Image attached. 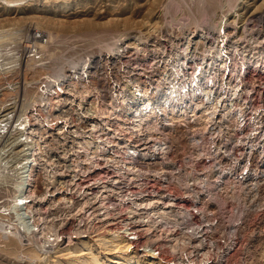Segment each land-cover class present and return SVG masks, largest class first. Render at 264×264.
I'll return each mask as SVG.
<instances>
[{
    "label": "rangeland",
    "instance_id": "374dc122",
    "mask_svg": "<svg viewBox=\"0 0 264 264\" xmlns=\"http://www.w3.org/2000/svg\"><path fill=\"white\" fill-rule=\"evenodd\" d=\"M37 34L42 35L41 40L35 38ZM263 51L264 0H0V230L3 231H0V264H70L68 257L72 253L60 248L68 244L70 252L73 251L81 233L84 239L89 237L90 240L94 228L103 223L98 215L109 213L101 212L106 204L94 195L98 189L92 183L100 176L86 173L92 161L80 163L78 154L82 153V149L78 145L96 143L107 137L108 109L115 118L124 117L126 120L122 111H129L127 103L134 100L139 90L153 93L156 89L167 87L153 90L140 84L133 87L127 82L129 78L145 82L146 77H151L156 81L170 65L180 67L182 62L186 69L191 67V63L196 65L194 68L200 66L202 77L213 68L215 73L224 72L228 62H235L234 66L238 65L233 72L234 82L239 77L236 74L239 68L250 69H246L250 73L248 85L241 79L242 92L240 85L235 84L229 100L224 101H221L223 96L220 92L208 88L209 78L204 77L207 83L196 101L199 105L212 106L213 110L207 113L196 110L180 118L182 121L175 131L168 132V136L171 142L178 140L181 144H188L191 129L197 132L194 143L199 165L190 177L194 178L193 192L202 196V206L208 208L209 215L205 212L206 217L215 224L214 229L208 232V241L214 246L228 239L233 241L228 264H264V174L254 182L230 183L223 189L214 190L212 182L219 175L218 167L200 165V157H197L201 149L197 148V144L205 146L214 140L221 143L219 128L207 127L215 122V116L221 109L230 111L228 101L234 100L236 95L240 96L239 92L246 95V98L243 96L240 99L243 109H246L255 92L254 104L258 106L252 126L259 131L260 140L264 143ZM219 54L223 60H218ZM107 55L111 57L108 66L101 63L94 75L99 84L85 87L76 74H80L83 64L92 57L103 59ZM230 55H233L232 58ZM177 67L174 69H179ZM184 71L176 72L177 76ZM177 76L173 80H180ZM44 78H60V89L68 93L58 95L53 91L51 100L41 103L40 82ZM193 80L189 83L191 86ZM112 82L119 83L116 86L119 90L115 89L113 94L109 88ZM47 85L44 89H53ZM46 90L43 93L47 95ZM110 94L119 101L118 104L107 103L105 98ZM123 97L128 102H124ZM81 113L90 117L83 118ZM202 114L205 117L203 120L199 117ZM234 114H237V121L246 123L241 108ZM191 115L199 122L195 123L199 124L197 127L183 121L190 119ZM250 120L246 126H251ZM61 122L76 132L58 133L55 129ZM92 122L97 123L98 131L89 136L84 132ZM57 128L61 131L64 125ZM31 135L37 138V150L29 148L30 144L33 145ZM261 151L264 153V150ZM34 161H37V166L33 172ZM24 171L25 175H31L27 180L28 192L32 193L27 204H22L16 211L15 195ZM255 171L253 174L257 176ZM99 182L97 180V185ZM102 183L103 187L111 184V179ZM82 187L84 194L78 196ZM47 191L54 194H47ZM93 200L99 201L98 207L102 208L98 211L97 207L95 226L87 232L80 230L78 235L76 232L93 219L97 206ZM189 203L183 205L189 206ZM108 215L110 218L103 217L111 223V214ZM20 216L23 219H19ZM195 220L201 223L202 217L197 216ZM36 224L42 229L38 243L31 240L30 233L26 231ZM156 237L155 234L150 235L147 241H154ZM145 245L150 244L147 242ZM214 246L211 248L213 258L217 256ZM103 259L107 260L106 257ZM141 260L142 264L148 262L146 257ZM157 263L164 264L161 261ZM181 263L185 264L182 260Z\"/></svg>",
    "mask_w": 264,
    "mask_h": 264
},
{
    "label": "built area",
    "instance_id": "2783aa9c",
    "mask_svg": "<svg viewBox=\"0 0 264 264\" xmlns=\"http://www.w3.org/2000/svg\"><path fill=\"white\" fill-rule=\"evenodd\" d=\"M35 38L41 40L42 35L37 34ZM110 60L111 57L108 55L103 59L92 57L91 60L83 64L79 70L80 74L76 75L81 78L85 87L89 84L91 86L99 84L94 75L97 74V69L101 63L108 66ZM234 63L228 62L223 73L221 71L215 73L216 69L214 68L205 75V78H209L208 88H214L222 94L221 101L226 100L232 94V87L235 84L240 85L239 90L242 92L241 79L245 80L243 83L248 85L247 80L250 73L246 72V69L249 68L245 67L238 69L236 74L239 77L234 82L233 72L238 65L234 66ZM239 64H242V62ZM194 66L196 65L191 63V67L187 71L184 63L178 67L179 69H174L177 66L173 67L171 65L161 74L159 80L155 81L151 77H146L145 82H136L134 79L129 78L127 82L131 83L133 87L140 84L150 88V90L168 84H172L177 88L179 85H188L200 74V66L197 68H194ZM181 69L185 71L178 74L180 80L178 78L173 80L177 76L176 72L181 71ZM59 82H62L60 78H44L40 82L41 103L49 102L53 91L54 94L58 95L68 93V91L64 92L60 89ZM47 84L53 86V89H50L46 95L43 93V89L46 88ZM118 85V82H112L110 87V91L112 88V94ZM240 92V96L236 95L233 97L234 100L228 101L230 111L226 112L221 109L219 114L216 115L215 122L207 127L211 129L214 127L219 128V133L222 136L221 143L214 140L205 146L197 144V148H201L200 153L197 154V157H200V165L218 167L219 175L212 182L214 190L215 188L223 189L230 183L254 182L261 179L262 174H264V159L262 160L264 153L261 151V149L264 150V143L260 140L259 131L252 126L257 107L254 104L255 99H253L255 92L253 91L254 95L246 109H243L240 101L243 96L246 98V95H242ZM105 99L108 100L107 103H119L111 94ZM239 108L244 111L246 123L242 120L237 121L235 118L234 111ZM107 111L109 113L108 124L105 128L107 137L96 143L79 144L78 147H81L82 153L80 152L78 156L81 159V164L90 159L92 161V165L87 168L86 173L93 177L100 176V178H94L92 183L94 188L98 189V192L94 195H97L100 200L103 199L107 205L101 212L111 214V228H121L120 231L124 229L127 232L135 233L134 245L135 249H138L140 258L150 259V256L143 249V245L148 242L151 246H154L156 253L162 258L156 259V261H161L164 264H181V260L185 264H228L234 243L231 239H228L221 243L218 242V245L214 246L208 241V232L214 229L215 224L212 223L213 220L206 217L205 212L208 208L202 206V196L196 192L194 193L192 189L194 178H191L190 175L193 174L195 167L199 165L195 157L196 145L194 143L197 132L191 129L188 144H181L178 140L171 142L168 132L175 131L178 123L182 120L166 119L165 116L159 115L154 117L151 124L145 127L142 132H139L127 125V120H124V118H115L112 111L110 112L109 109ZM228 113L229 115H226ZM91 115L96 116L95 114ZM81 116L83 118L90 117L84 113H81ZM248 119H251V126H246L249 122ZM183 121L193 127L199 125L195 124L198 121H195L194 116H191L190 119H183ZM96 124L95 122L90 123L84 133L89 136L95 134L98 131ZM58 125H64V129L58 130ZM57 127L55 130L58 133L76 132L68 127L66 128L64 122L57 123ZM26 164L28 165V163ZM128 164H133L134 167L129 168ZM36 166L37 161H34L33 172ZM24 169H27L26 165ZM255 169L258 174L252 177ZM107 179H111V191L103 187L102 182ZM97 180H100L99 185L95 183ZM25 190L26 188H24ZM84 191V187H82L78 191V196H82ZM47 192V194H54V192ZM140 201L143 204H140ZM95 202L97 206L93 219L88 225L79 229L81 232L92 229L94 225L99 201ZM185 202H190V205H183ZM197 216L202 217L201 223L195 220ZM123 219L125 224H123ZM86 227L88 228L84 230ZM153 231L159 234L158 243L147 241L150 235H154L152 234ZM170 232L172 233L173 250L169 253L162 249L159 242L163 241L166 234ZM213 246L217 255L214 258L211 249Z\"/></svg>",
    "mask_w": 264,
    "mask_h": 264
},
{
    "label": "bare ground",
    "instance_id": "6f19581e",
    "mask_svg": "<svg viewBox=\"0 0 264 264\" xmlns=\"http://www.w3.org/2000/svg\"><path fill=\"white\" fill-rule=\"evenodd\" d=\"M202 1V0H201ZM36 19V18H35ZM124 20V19H123ZM126 20V19H125ZM155 20V19H154ZM217 20V19H216ZM119 21V20H118ZM137 21V20H136ZM156 21V20H155ZM230 21V20H229ZM152 22V21H151ZM214 22V21H213ZM125 23V22H123ZM135 24V23H134ZM145 24V23H144ZM149 24V23H148ZM147 25V24H146ZM150 25V24H149ZM154 28V27H153ZM180 28V27H179ZM226 32V31H225ZM219 33V30H218ZM162 34V33H161ZM218 35V34H217ZM224 36V35H223ZM212 38V37H211ZM224 39V38H223ZM237 39V38H236ZM219 40V39H218ZM212 41V39H211ZM217 41V40H216ZM215 41V42H216ZM229 41V39H228ZM144 42V41H143ZM219 43V41H218ZM189 44V43H188ZM212 44V43H211ZM220 44V43H219ZM223 44V43H222ZM221 44V45H222ZM29 45V44H28ZM230 45V44H229ZM41 46V45H40ZM39 46V47H40ZM163 46V45H162ZM218 46V45H217ZM224 46V45H223ZM25 47V46H24ZM188 47V46H187ZM210 48V47H209ZM213 48V47H212ZM229 48V47H228ZM216 49V48H215ZM221 49V48H220ZM236 49V48H235ZM227 50V49H226ZM242 50V49H241ZM139 51V50H138ZM207 53L209 52L206 50ZM219 52V49H217ZM213 52V51H212ZM226 52V51H225ZM264 52V51H263ZM211 53V52H210ZM230 53V52H229ZM212 54V53H211ZM227 54V53H226ZM208 55V54H207ZM236 55V54H235ZM262 55V54H261ZM191 56V55H190ZM231 56V55H230ZM233 56V55H232ZM231 56V58H232ZM214 58V56H212ZM217 57L218 60L222 59V55H218ZM203 58V57H202ZM209 58V57H208ZM230 58V57H229ZM230 58V59H231ZM186 59V58H185ZM161 60V59H160ZM188 60V59H187ZM210 60V59H209ZM223 60V59H222ZM225 60V59H224ZM234 60V58H233ZM261 60V59H260ZM184 61V60H183ZM207 61V60H206ZM214 61V60H213ZM236 61V60H235ZM175 62V61H174ZM182 62V61H181ZM189 62V60H188ZM203 62V61H202ZM209 62V61H208ZM218 62V61H217ZM216 62V63H217ZM220 62V61H219ZM232 62V60H231ZM33 63V62H32ZM184 63V62H182ZM205 63V62H204ZM207 63V62H206ZM77 64V63H76ZM218 64V63H217ZM221 64V63H220ZM219 64V65H220ZM256 64V63H255ZM254 64V65H255ZM178 65V64H177ZM209 65V64H207ZM223 65V63H222ZM243 65V64H242ZM264 65V64H263ZM171 66V65H170ZM198 66V65H197ZM224 66V65H223ZM236 66V65H235ZM202 67V65H201ZM206 67V66H205ZM208 67V66H207ZM206 67V68H207ZM211 67V66H210ZM213 67V66H212ZM219 67V66H218ZM222 67V66H221ZM263 67V66H262ZM146 68V67H145ZM178 68V67H177ZM189 68V67H188ZM204 68V67H203ZM57 69V68H56ZM214 69V68H213ZM109 70V69H108ZM188 70V69H186ZM218 69L217 71H219ZM225 70V68H224ZM235 70V69H234ZM262 70V69H261ZM209 71V70H208ZM216 71V72H217ZM202 72V71H201ZM205 72V71H204ZM133 73V72H132ZM223 73V72H222ZM235 73V71H234ZM54 75V74H53ZM61 75V74H60ZM177 75V73H176ZM170 76V75H169ZM180 77V76H177ZM205 77V76H204ZM204 77L200 74L197 76L190 85H186L185 87L178 86L175 88L174 85H170L165 88V89H156L153 93L144 91V90H139V92L136 94L135 98L133 101L129 102L127 101L126 97H123L124 102H128L127 106H130L129 111H122L123 115L127 117V125H129L132 128H135L137 131L142 132L145 127L149 126L152 122V119L154 117H158L159 115H163L167 118H184L185 116H188L191 113H195L196 110L198 112H206L213 110L212 106L208 105H199L198 101H196V98L199 97L202 94V89L203 86L207 82H205ZM238 77V76H237ZM52 79V78H51ZM72 80V79H71ZM209 80V79H207ZM206 80V81H207ZM244 81V80H243ZM66 82V81H65ZM67 83V82H66ZM70 83V82H68ZM64 84V83H62ZM71 84V83H70ZM75 84V83H74ZM138 85V84H137ZM48 86V85H47ZM50 86V85H49ZM61 86V85H60ZM53 87V86H51ZM68 88V87H67ZM110 88V87H109ZM137 88V87H136ZM158 88V87H157ZM160 88V87H159ZM164 88V87H163ZM52 89V88H51ZM208 89V88H206ZM210 89V88H209ZM46 90V89H44ZM66 90V89H65ZM205 90V89H204ZM48 91V90H46ZM67 91V90H66ZM112 91V90H111ZM207 91V90H206ZM205 91V92H206ZM212 91V90H211ZM49 92V91H48ZM213 92V91H212ZM215 92V91H214ZM208 93V91H207ZM219 93V92H218ZM248 93V92H247ZM121 94V93H120ZM220 94V93H219ZM124 95V94H123ZM211 95V94H210ZM203 96V95H202ZM209 96V95H208ZM207 96V97H208ZM221 97V96H220ZM212 98V97H210ZM218 98V97H217ZM130 99V98H129ZM132 99V98H131ZM202 99V98H201ZM206 99V98H205ZM215 99V98H214ZM221 99V98H220ZM54 101V100H53ZM122 101V100H121ZM204 101V99H203ZM214 101V100H213ZM201 102V101H200ZM202 103V102H201ZM218 103V102H217ZM217 103H214L218 105ZM220 103V102H219ZM111 104V103H110ZM221 104V103H220ZM224 104V103H223ZM122 105V104H121ZM229 105V103L227 104ZM27 106V105H26ZM258 106V105H257ZM119 107V106H118ZM226 107V105H225ZM128 108V107H127ZM228 108V107H227ZM126 109V108H125ZM119 110V109H118ZM226 110V109H225ZM118 112V111H117ZM214 112V111H213ZM218 112V111H217ZM33 113V112H32ZM122 113L121 116H122ZM207 113V112H206ZM108 114V113H107ZM210 114V113H209ZM218 114V113H217ZM242 114V113H241ZM115 115V114H114ZM197 115V114H196ZM237 115V114H236ZM235 115V116H236ZM119 116V115H118ZM192 116V115H191ZM211 116V115H210ZM260 116V115H259ZM201 120H203L205 117L204 115L199 116ZM204 117V118H203ZM209 117V116H208ZM216 117V116H215ZM263 117V116H262ZM124 118V117H123ZM196 118V117H195ZM244 118V117H243ZM59 119V118H58ZM126 119V120H127ZM198 119V118H197ZM241 119V118H240ZM245 119V118H244ZM259 119V117H258ZM181 120V119H180ZM257 120V119H256ZM255 120V121H256ZM208 121V120H207ZM206 121V122H207ZM211 121V120H210ZM260 121V120H259ZM22 122V121H21ZM205 123V120L203 121ZM209 122V121H208ZM207 122V123H208ZM210 124V123H209ZM256 124V123H255ZM254 124V125H255ZM258 124V123H257ZM4 125V124H3ZM71 125V124H70ZM205 126V125H204ZM208 126V124H207ZM61 128V127H60ZM258 128V127H256ZM25 130V129H24ZM23 131V130H22ZM32 131V130H31ZM205 132V131H204ZM30 136V135H29ZM27 139V138H26ZM32 139V144H30V149L37 150L38 149V144H37V138L34 135H31ZM19 141V140H18ZM262 141V140H261ZM264 141V140H263ZM50 143V142H49ZM29 152V151H28ZM263 152V151H262ZM25 154V153H24ZM33 158V157H32ZM56 159V158H55ZM32 160V159H31ZM41 160V159H40ZM31 162V161H30ZM29 162V163H30ZM53 164V163H52ZM62 164V163H61ZM44 166V165H43ZM129 168H133V164H128ZM31 167V166H30ZM24 170V169H23ZM76 170V169H75ZM29 172L31 174V169L29 168ZM28 172V173H29ZM81 172V171H80ZM256 172V171H255ZM27 173V174H28ZM25 175V171L22 174L21 177V183L18 187V190H16V211L19 209V206L22 204H27L26 202L29 201L31 197L32 192H28V178L31 175ZM254 176V175H253ZM255 177V176H254ZM54 181V180H53ZM97 182V181H96ZM95 182V183H96ZM109 182V181H108ZM198 183V182H197ZM51 185V184H50ZM99 185V184H98ZM60 187V186H59ZM24 188L26 190L24 191ZM104 188L107 189L108 191H111V184L107 183L104 185ZM61 192V191H60ZM212 193V192H211ZM87 194V193H86ZM47 196V195H46ZM77 196V195H76ZM95 197V196H94ZM98 197V196H97ZM14 198V197H13ZM63 198V197H62ZM14 199V201H15ZM28 199V200H27ZM33 200V199H32ZM65 200V199H64ZM70 201V200H69ZM96 201V200H93ZM65 202V201H64ZM102 202V200H101ZM13 203V202H12ZM102 204V203H101ZM99 204V205H101ZM140 204H143L142 201H140ZM48 205V204H47ZM92 205V204H91ZM11 206V205H10ZM32 206V205H31ZM67 206V205H66ZM102 206V205H101ZM22 207V206H21ZM34 207V206H32ZM55 207V206H54ZM106 207V205H105ZM12 208V207H11ZM83 208V207H82ZM99 208V207H98ZM24 209V208H23ZM28 209H30L28 207ZM26 209V212H28ZM102 208H99L98 211H100ZM10 210V209H9ZM22 210V209H21ZM12 211V210H11ZM97 211V212H98ZM155 211V210H154ZM25 212V213H26ZM31 212V211H30ZM33 212V211H32ZM207 212V211H206ZM101 213V212H99ZM98 213V214H99ZM3 214V213H2ZM19 214V213H18ZM78 214V213H77ZM109 213H106L107 218L110 216L108 215ZM21 215V214H20ZM42 215V214H41ZM40 215V216H41ZM209 215V214H208ZM24 216V215H23ZM100 220L103 221L99 227L94 228V237L89 240L84 239V234L81 233L80 236H78V242L76 243V247L73 249V251L70 252V248L67 245H64L62 249L60 248L61 251L69 252L72 253L68 257V261H70V264H142V260L139 256V253L137 249H135V233L134 232H127L124 229L120 231L121 228L119 229H113L111 228V223H109L102 215H98ZM104 219H102L101 217ZM22 218L21 216L19 219ZM37 218V217H36ZM23 219V218H22ZM100 221V222H101ZM1 222V221H0ZM10 222V221H9ZM4 223V222H3ZM23 223V222H22ZM96 223V222H95ZM27 224V223H26ZM65 224V223H64ZM123 224H125V220L123 219ZM6 225V224H5ZM97 225V223H96ZM13 226V225H12ZM40 226V225H39ZM95 226V225H94ZM15 228V227H14ZM4 229V228H2ZM85 229V228H84ZM19 230V229H18ZM32 230V231H31ZM41 230L40 228H37V224L32 227V229H26L28 231V234L30 233V239L34 240V242H37V239H40L41 235ZM44 230V229H43ZM59 230V229H58ZM86 230V229H85ZM93 230V228H92ZM2 231V230H0ZM66 231V230H65ZM148 231V230H147ZM3 232V231H2ZM20 232V231H19ZM45 232V231H44ZM79 232V233H78ZM85 232V231H84ZM22 233V232H21ZM78 235L80 234V230L76 232ZM27 234V233H26ZM25 234V235H26ZM46 234V232H45ZM75 234V235H77ZM83 234V235H82ZM86 234V233H85ZM152 234H155L157 237L154 240L156 242L157 238H159V234L157 232H152ZM43 235V234H42ZM18 236V234H17ZM89 236V235H88ZM129 237V238H128ZM44 238V237H43ZM172 238V233L166 234V238L160 242L162 249L165 251L169 252L173 250V244L171 242ZM29 239V238H28ZM38 239V240H39ZM55 240V239H54ZM133 240V241H132ZM57 241V240H56ZM33 242V241H32ZM41 242V241H40ZM45 242V241H44ZM53 242V241H50ZM38 243V242H37ZM36 243V244H37ZM43 243V240H42ZM46 243V242H45ZM52 244V243H51ZM56 244V243H55ZM42 245V244H40ZM46 245V244H45ZM44 248V247H43ZM46 248V246H45ZM50 249V248H49ZM144 251L150 256V260L146 264H158L156 259H162L160 258L161 256L156 253V249L154 246L151 245H146V247L143 245ZM169 249V250H168ZM175 249V247H174ZM47 250V249H45ZM136 250V251H134ZM170 253V252H169ZM225 256V254H223ZM107 258V260H104L103 258ZM182 264V263H181Z\"/></svg>",
    "mask_w": 264,
    "mask_h": 264
}]
</instances>
